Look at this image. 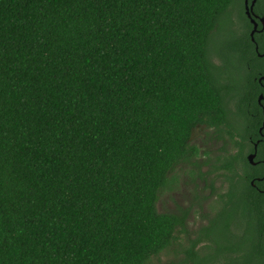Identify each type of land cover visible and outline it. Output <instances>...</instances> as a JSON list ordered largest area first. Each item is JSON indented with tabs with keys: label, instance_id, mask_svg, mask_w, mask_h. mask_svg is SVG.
Masks as SVG:
<instances>
[{
	"label": "trees",
	"instance_id": "obj_1",
	"mask_svg": "<svg viewBox=\"0 0 264 264\" xmlns=\"http://www.w3.org/2000/svg\"><path fill=\"white\" fill-rule=\"evenodd\" d=\"M251 27L243 0H0V264H148L175 245L178 264H264ZM209 129L234 151L213 168L229 188L184 248V215L156 205Z\"/></svg>",
	"mask_w": 264,
	"mask_h": 264
},
{
	"label": "rangeland",
	"instance_id": "obj_2",
	"mask_svg": "<svg viewBox=\"0 0 264 264\" xmlns=\"http://www.w3.org/2000/svg\"><path fill=\"white\" fill-rule=\"evenodd\" d=\"M231 19L234 21L233 28L238 27L240 21L232 16ZM216 64H220V61ZM216 136L213 129L200 130L195 134L192 144L197 149V155L192 160L193 165H183L179 168L178 175L174 176L173 182L161 193L156 205L159 213L184 215V232L179 234L176 242L178 246L181 245L184 248L198 235V230L206 226L219 211L222 204L218 196L224 197L229 188L226 179L229 177L228 173L214 172L213 168L218 166L215 158L219 156L223 158L222 154H233L234 151L228 147L227 137L217 138ZM240 170L238 168V174ZM222 200H225V197ZM176 246L151 259L148 264H178L182 255L174 254L179 248ZM194 250L209 252L206 242L200 243Z\"/></svg>",
	"mask_w": 264,
	"mask_h": 264
},
{
	"label": "flooded vegetation",
	"instance_id": "obj_3",
	"mask_svg": "<svg viewBox=\"0 0 264 264\" xmlns=\"http://www.w3.org/2000/svg\"><path fill=\"white\" fill-rule=\"evenodd\" d=\"M248 2H249V0H248ZM243 10H244V0H243ZM244 14H245V11H244ZM251 19H253L254 22L257 25L256 32L255 33L261 32L262 30L260 29V26H261L260 17L257 16V15H255V14H253L252 17H251ZM247 20H248L249 24H251V26H252V23H250V20L248 18H247ZM259 57L261 58V57H263V55L262 56H259ZM258 74H259V76L255 79L256 80V83H257L256 89L259 88V90L261 92L258 93V95H257L256 104H257V107L259 108V110L261 112L262 119H261L260 125L258 127V134H257L256 140H255V143H253V145H254V148L253 149L254 150L257 148V146L259 144L264 143V76L261 75L260 73H258ZM230 98H232V97L227 98V100L230 101L228 103L229 110H230L231 113H233L235 111V103H234V101L236 99L235 100H232ZM257 107H256L257 112L252 107H249V109L247 110V113L249 114V111L250 110L255 111L256 114L259 113ZM227 141H228V144H229L228 147L231 148V144H230L229 140H227ZM262 192L264 193V191H262Z\"/></svg>",
	"mask_w": 264,
	"mask_h": 264
},
{
	"label": "water",
	"instance_id": "obj_4",
	"mask_svg": "<svg viewBox=\"0 0 264 264\" xmlns=\"http://www.w3.org/2000/svg\"><path fill=\"white\" fill-rule=\"evenodd\" d=\"M256 3V0H251L250 2H248V0H244V11H245V16L246 18H248L250 20V23H252L253 28L252 31L250 32V37H251V41L254 42L253 39V35L256 32V28L257 25L254 22L253 19H251L252 15H253V7ZM260 23H261V30L264 28V19L260 18ZM255 51H257V46H255ZM258 56H262V55H258ZM255 157V153H252L250 155L247 156V161L249 162V164L254 165L255 163L253 162V159Z\"/></svg>",
	"mask_w": 264,
	"mask_h": 264
}]
</instances>
